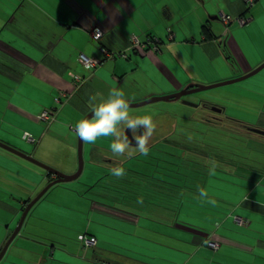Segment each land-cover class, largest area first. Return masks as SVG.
I'll list each match as a JSON object with an SVG mask.
<instances>
[{"label":"crops","instance_id":"0c3cea01","mask_svg":"<svg viewBox=\"0 0 264 264\" xmlns=\"http://www.w3.org/2000/svg\"><path fill=\"white\" fill-rule=\"evenodd\" d=\"M221 14L250 21L225 27ZM95 27L103 32L98 43L90 36ZM168 30L174 36L171 41ZM132 36L141 43L157 38L160 53L134 50ZM99 48L109 51L110 57L103 58ZM79 54L102 63L87 71L77 61ZM263 62L264 0L250 9L243 0H0V141L32 157L26 146L30 145L50 169L72 175L78 166V135L72 129L109 93L122 90L129 104L137 103L175 94L191 84L230 80ZM72 75L81 81L75 82ZM258 75L248 84L257 97L249 100L253 122L236 121L264 131V73ZM220 109L216 117L227 123L233 120L222 117L225 110ZM45 110L56 112L50 124L38 120ZM154 123L158 126L148 140V161L159 152L158 144L173 149L164 140L172 138L177 128L169 114ZM25 133L36 144L25 141ZM111 140L82 141L83 169L87 163L89 172L99 174L95 186L104 179L110 183L106 189L112 185L124 189L116 197L106 195L102 203H92L95 215L89 218L100 221L101 227L78 233L76 244L59 232L46 233L47 243L35 232L28 231V237L19 233L37 248L21 252L18 259L23 264H264V189L260 188L264 175L255 171L254 164L243 167L218 159L205 168L207 180H177L168 173L173 170L168 164H150L151 174L140 173L127 162L138 163L145 156L134 149L113 154ZM117 167L125 169L123 177L111 175ZM49 180L55 177L45 171L0 163V187L11 190L2 196L18 204L15 209L0 201V212L10 215V224L19 221L27 203ZM201 190L207 198L200 197ZM102 192L97 195L102 197ZM14 195L20 198L12 200ZM235 217L246 225L237 224ZM8 226L1 229L0 250L10 234ZM81 234L95 238L96 244L84 247L78 241ZM114 235L117 238L111 241ZM209 241L217 243L216 250L208 247Z\"/></svg>","mask_w":264,"mask_h":264},{"label":"rangeland","instance_id":"374dc122","mask_svg":"<svg viewBox=\"0 0 264 264\" xmlns=\"http://www.w3.org/2000/svg\"><path fill=\"white\" fill-rule=\"evenodd\" d=\"M255 69L256 68L252 69L246 74L252 72ZM261 72L264 73V69L263 71L262 70L260 71V74ZM246 74L235 76V78H232L230 80L240 78ZM258 74L252 77H249L248 79H245L243 81L237 82V83H233L230 85L217 87L211 90H206V91H202L199 93H195L193 96L187 95L181 99L183 101H187L192 104L199 105L197 109L183 105L180 100L179 102H170V103L158 102V103H154V104L147 105V106L140 107V108H130V114L133 117L143 116L146 114H152L154 121L156 119H159V117H161L163 114H169V116L175 117V120L177 121V125L179 126L182 125L186 127L187 129H189V136H192L195 138H197V134L193 132V130L196 129V131L197 130L201 131L204 127L201 126L200 123L195 122L194 120H202L203 118L208 116V113H210V110H208L209 106H204V104L214 105V106L223 108L225 110V113L222 114V117H229L233 120H238V121L242 120L241 122L250 123V122H253L252 119L254 118L253 116L254 113H252L253 111L250 108L249 100L257 99V97L255 96L256 95L255 92L248 86V84L253 83L254 78ZM226 81H229V80H226ZM221 82H224V81H221ZM189 116L193 117L194 120L188 119ZM154 125L155 127L158 126L157 123H154ZM222 127L227 131L236 132L238 134L248 136L246 133L244 134V132H242L244 130L239 129L236 126L234 127L230 125L229 123H227L226 121H222ZM239 130H242V131H239ZM158 134H160L159 131L157 135ZM253 135L258 137V139L254 136L253 137L251 136V138H253L252 140L258 141V142H256L255 144L253 143V141L252 142L248 141V144H246V146L243 147L242 149L244 153L242 154V156L250 161L253 160L255 163L252 161V163H254V165L252 166L255 168V171L261 173L262 171L261 169H264V142L262 141L264 137L258 136L254 133ZM75 138L77 142L76 135H75ZM167 142L169 143V141ZM26 146H28V153L32 155V158L35 161L49 167L47 164L39 160L40 158L39 155L37 156L34 155L35 153L34 148H32L30 145H26ZM180 149H184V148L181 147ZM184 150H187V149H184ZM155 151H162L163 155L167 153L172 154V157L177 155L176 151L166 146V144H162V145L158 144L157 147L155 148ZM0 154L2 155V157H0V163L3 164L4 167L14 168L16 167L17 164H20V165L22 164L26 167L28 166L34 171L36 170L37 172H40V173L44 172L39 167L31 163H27L24 160L20 159L19 157L2 150L1 148H0ZM178 154L180 156L181 153H178ZM157 155H158V152H157ZM238 155H241V154H238ZM172 159L173 158H170V162L174 164V161H172ZM137 160H138V163L134 161H128L127 165L135 166V169L137 168L140 173H144V174H147V173L151 174L150 169L148 167L150 164H155V165L163 164L162 162L159 163V162H155L152 160L148 161V156L139 157ZM141 164H145V165H141ZM88 168L89 166L87 165V163L84 164V169L82 170V174L77 180H74L69 183L58 184V185L51 187L47 191V193L30 210L28 214L29 216L26 219L29 225L26 222V225H25L26 227L20 231V235H23L25 232V236L28 237V234L30 233L28 231H31L32 233L35 232L34 234L36 237H39L38 239H40V237L43 236V239L45 240L41 238V241H45L47 243L49 241H46L47 240L46 238L49 236H46L47 235L46 233H48L49 231L50 232L52 231L53 233L59 232L62 235V237L66 238L67 240L69 238L71 242L76 244L77 243L76 235L78 233H83L88 227H90L89 231H92V229L94 228L101 227L100 221L99 223H97L96 220L94 219L91 220L89 218L90 216L95 215V214H91L92 203L96 201L102 203L101 200L102 198H106L105 197L106 195L107 196L109 195V198L116 197L118 196L117 191L122 192L124 189L122 187H119L118 185H112L109 189H106L105 187H108L110 183L104 179H101V181L98 182V185L95 186V180L99 178L98 177L99 174L98 172H95V171L89 172ZM261 174L264 175V172ZM63 175L69 176L67 174H63ZM186 176L188 178L193 177L192 173L191 174L188 173ZM157 178H160V177L157 176ZM263 178L264 176L262 177V179ZM140 182L142 181H139V183ZM106 184H108V186ZM260 185H261L260 188L264 189V179L262 180V183ZM0 188H1L0 189V201H2L4 205H6L5 204L6 202L8 204L6 207H9L10 205L11 207H15V209H17V206H18L17 202H15L16 204H14L12 201H10L9 198L6 199L4 195L2 196L3 193L11 194V190L5 187H2V186ZM224 188L226 189L227 187L223 186V190ZM42 189H43V186L41 187L39 192ZM98 191L99 193L103 191L101 194L102 197H99V195H97ZM221 196L228 198V195L225 192H222ZM19 198H20V195H14L12 200H17ZM95 205H99V204L96 203ZM6 207L2 206V208H6ZM9 216L10 215L7 214L5 211L0 212V233L1 235H2V230L5 229L6 225H9L7 231H9L10 234L16 228L14 224L17 223L18 221L15 222L14 224H10V221L8 220L10 219ZM53 223H56L57 225L54 226ZM34 227L36 228V230L34 229ZM61 227H65V228H61ZM20 235L17 236L14 239V241L11 243V245L9 246L3 258V262H0L1 264H13V263L23 264V262L18 259L19 256L21 257V252H24L25 250H28V249L33 250V251L37 250V248L33 244L27 242ZM116 238H117L116 235L111 236V241H113V239H116ZM12 249L14 250V252H17V254H14ZM10 250L12 251V253L10 252ZM15 255L17 256L16 257L17 259L13 257ZM7 260H10V261H7ZM11 260L13 261V263L11 262ZM79 263L87 264L86 262H79Z\"/></svg>","mask_w":264,"mask_h":264},{"label":"trees","instance_id":"16d2710c","mask_svg":"<svg viewBox=\"0 0 264 264\" xmlns=\"http://www.w3.org/2000/svg\"><path fill=\"white\" fill-rule=\"evenodd\" d=\"M188 119L194 120L191 116ZM194 121L204 127L201 131L193 130L197 134V138L189 136V129L186 127L177 125L172 138L169 137L164 140L165 142L169 141L170 147H173L177 155L172 157V154L167 153L164 156L163 152L159 151L158 155L156 154L151 159L155 162L172 165L173 170L168 173L173 175V179L179 180L181 177L188 178L186 175L192 173L193 177L191 179L193 181L207 180L208 171L205 168L210 165L209 163L217 162L218 159L233 160V162L243 167H248V165L251 166L250 164L255 163L253 160L254 163L242 156L244 154L243 147L248 144V141H251V135H253L248 125L237 122L236 120H230L228 122L230 125L244 130L239 131L248 135L245 136L225 130L222 127V123L220 125L211 124L205 118ZM253 143L256 144V142ZM181 147L187 150L180 149ZM178 153H181L180 156ZM170 158H173L172 161H174V164L170 162ZM261 170V173H263L264 169ZM239 171L242 172V170ZM51 181L49 180L48 182Z\"/></svg>","mask_w":264,"mask_h":264},{"label":"clouds","instance_id":"9594fccd","mask_svg":"<svg viewBox=\"0 0 264 264\" xmlns=\"http://www.w3.org/2000/svg\"><path fill=\"white\" fill-rule=\"evenodd\" d=\"M130 108L125 93L122 90H115L109 93L106 99L92 106L91 116L80 119L75 125V132L83 142L88 144H95L98 138L111 137L109 148L113 154L123 155L130 149H134L136 153L147 157L150 151L148 140L155 127L153 115L133 117L130 114ZM140 127L144 130L142 134H138ZM126 130H131L136 146H132ZM125 174V169L122 167L111 171V175L117 178ZM199 194L202 198H207L208 195L204 190H201ZM208 202L213 203L211 200Z\"/></svg>","mask_w":264,"mask_h":264},{"label":"water","instance_id":"95a60500","mask_svg":"<svg viewBox=\"0 0 264 264\" xmlns=\"http://www.w3.org/2000/svg\"><path fill=\"white\" fill-rule=\"evenodd\" d=\"M264 69V62L258 66L255 70H253L252 72L240 77V78H236L233 80H229V81H224V82H218V83H214V84H210V85H199V84H191L186 86L183 90H181L180 92H177L175 94H171L168 96H163V97H155V98H150L141 102H137V103H131L130 106L131 108H140V107H144L147 105H151L154 103H158V102H179L183 97L187 96V95H191V94H195V93H199L202 91H206V90H211L217 87H222V86H226V85H230L233 83H237L240 81H243L245 79H248L249 77H252L256 74H258L261 70ZM181 103L185 106L191 107V108H197L198 105L192 104L190 102L187 101H183L181 100ZM212 111L220 114L223 110L218 108V107H214L212 108ZM92 113H89L87 116L90 117ZM140 134L143 133V128L140 127ZM250 131L254 134L260 135L264 137V131L257 129V128H250ZM126 134L128 135L129 139L131 140V144L132 146H136V141L132 139V135H131V130H126ZM0 148L6 152H9L23 160H26L32 164H34L35 166L43 169L45 172H47L48 174H51L55 177V180L49 182L29 203H27V205L25 206L21 217L17 223L16 228L14 229V231L12 232L11 236L8 238V240L5 242V244L3 245V248L0 251V262L1 260L4 258L9 246L11 245V243L14 241V239L19 235L22 226L30 212V210L33 208V206L47 193V191L58 184H64V183H69L72 182L74 180H77L80 175L82 174V170H83V159H82V140L78 137V167L77 170L74 174L69 175V176H65L55 170L50 169L49 167L35 161L32 157H30L28 154L21 152L9 145L4 144L3 142L0 141Z\"/></svg>","mask_w":264,"mask_h":264},{"label":"built area","instance_id":"2783aa9c","mask_svg":"<svg viewBox=\"0 0 264 264\" xmlns=\"http://www.w3.org/2000/svg\"><path fill=\"white\" fill-rule=\"evenodd\" d=\"M257 1L258 0H243V4L246 9H250L256 4ZM219 19L225 27L228 26L232 22H236L237 25L239 26H245L250 21L248 18H244L240 16L233 17L230 15H224V14H221L219 16ZM90 36L94 42L98 43L103 36V32L99 27H95L91 30ZM173 38H174L173 34H171V32L168 30V39L171 41ZM130 43H131V48H133L134 50L150 49L154 53H160V50H161V44L159 40L155 37H148L145 42L141 43L135 36H132L130 38ZM99 49H100V52L103 58L110 57L111 53L107 51L105 48H99ZM77 61L81 65V67L87 71L94 70L96 67H98L102 63V59H98L95 57H88L84 54H79ZM72 77L75 82H79L82 79L79 75H72ZM56 102L58 103L59 100H56ZM55 117H56V112L54 110H50V111L45 110L41 114H39L38 120L46 124H50L55 120ZM72 130L75 131V129H72ZM23 139L30 144H36V140L30 134H27V133L23 134ZM234 220L237 224L241 226L246 225L245 220H243L242 218L235 217ZM78 241L84 247H91L96 244L95 238L87 236L85 234L79 235ZM207 245L213 250H216L218 247L217 243L213 241H209Z\"/></svg>","mask_w":264,"mask_h":264},{"label":"flooded vegetation","instance_id":"af4514ba","mask_svg":"<svg viewBox=\"0 0 264 264\" xmlns=\"http://www.w3.org/2000/svg\"><path fill=\"white\" fill-rule=\"evenodd\" d=\"M204 106H209L208 110H210V113H208V116L205 117V120L211 124H218L220 125L222 123V119L220 117H216V115L218 113H215L214 111H212V108L216 107L214 105H209V104H204ZM221 114V113H220ZM138 134H140V130L138 129ZM132 135V133H131ZM12 234V232H11ZM11 234H9V236L7 237L6 241L8 240V238L11 236ZM47 239V238H46ZM48 240V239H47ZM5 241V242H6ZM3 248V246H2ZM1 248V249H2ZM1 251V250H0ZM1 264V263H0Z\"/></svg>","mask_w":264,"mask_h":264}]
</instances>
